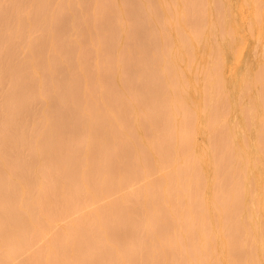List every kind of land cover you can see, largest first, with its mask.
<instances>
[{"label":"bare ground","instance_id":"obj_1","mask_svg":"<svg viewBox=\"0 0 264 264\" xmlns=\"http://www.w3.org/2000/svg\"><path fill=\"white\" fill-rule=\"evenodd\" d=\"M15 1L19 17L31 9L30 19L45 22L43 43L56 34L55 17L46 24L56 7L85 37L94 31L95 40H88L92 57L82 62L88 50L80 54L75 45L78 55L59 53L67 58L55 57L46 73L41 66L57 55V46L74 43L78 31L66 29L65 39L60 27L47 42L55 49L45 61L29 52L33 20L27 45L26 29L24 41L17 31L32 58L22 53L28 54L24 67L38 80L29 89L41 86L44 108L40 116L39 102L26 103L14 118V102L26 93L21 78L29 74L21 75L20 60L21 87L10 79L9 61L19 51L5 61L12 41L1 31L13 33L0 30V44L3 36L7 44L5 54L0 48V77L11 83L10 99L4 90L0 102L6 114L0 124V264L22 257L19 264H264V0L232 6L229 0H23L22 8L19 0H0V6L8 13ZM18 7L10 8L12 15ZM135 10L147 24L129 28L127 15ZM114 13L119 16L112 21ZM58 35L62 44L51 45ZM64 46L57 51L63 54ZM97 53L103 56L98 69L91 60ZM64 70L68 78L64 74L60 87L55 76ZM7 98L14 106L8 113ZM29 106L38 112L28 111L29 117L40 116L33 127L32 118L26 115L29 127L22 117Z\"/></svg>","mask_w":264,"mask_h":264},{"label":"rangeland","instance_id":"obj_2","mask_svg":"<svg viewBox=\"0 0 264 264\" xmlns=\"http://www.w3.org/2000/svg\"><path fill=\"white\" fill-rule=\"evenodd\" d=\"M237 1H239V0H236L235 2H234V0H233V4H230V3L232 2V0H231V1L229 0V5L232 6V5H234L235 3H237ZM15 2H16V1H15ZM18 2H19V4H20V7L22 8L21 5L24 4V1H23V0H19ZM12 3L15 4L14 2H12ZM16 3H17V2H16ZM91 3H92V2H91ZM91 3H90V5H91ZM13 4H11L12 6L10 5L12 8H16V5H17V7L19 6L18 3H17V4H15L14 7H13ZM6 5H7V4H6ZM87 5L89 6V3H88ZM7 6H8V5H7ZM10 6H8V13H9V10H11V12H10V14H8L7 11H6V10H7V7H6L5 5H4V7H3V5H2V7H3L4 11H5V14H4V18H2V16H1L2 14L0 15V22H1V23H0V25H1L0 27L3 26L2 28H0V30L3 29L4 26H5V28H6V27H10V28H11V31H12L13 35L9 37V35H7V34H8V33L10 34V32H9L8 30L5 31V29H3L6 33H7V32H8V33L6 34V33L3 32V30H2L1 33H2L3 35L7 36V37L3 36L2 39H3L4 42H5L6 39H4V37L7 38V39L9 38L10 40L8 39L7 42H8V41H10V42L12 41V42H11V43H12V44H11L12 46H13V44H16L15 46H17V44H18V47H16V48H18V49H15L14 46H13L14 48H13L12 46H8L9 49H10L11 51H10V50H7V53L5 54V52H4L3 50H4V47H5V46L7 47V44L5 43L6 45H5V44L3 45L4 42L2 43V45L0 44V46H2V47H0V48H2V51H3L4 54H5V61H6V59H7V61H9V59H10L9 57H11V55H12V57H13V60L15 59L14 56H16V55L18 56V57H16V60H15L14 62L11 61V59H10V61H9V64H12V65L14 64L13 66L15 67V69H14V67L11 66V67H12V70H13V69H14V70H17V69H18V66H17V65H19L18 62H19L20 60H22L21 63H22V62H23V63H22L21 66H23V68L19 65V67H20V68H19V71L22 73L21 75H23V71H24L25 78H26V76H28L29 71L31 70V69L29 70L28 68H31V66L29 65L30 67L27 68L28 70L25 69V67H24V65H25V64H24V60H25V58H26V56H27L28 54H26V56H24V54H23V57H21V56H22V53H25V51H26V53H29V52H30V53L32 54V57H34L33 55L36 54L35 57H37V56H41V58L43 59V61L47 60L48 58L50 59V57H51V50L53 51V49H55V46H54V45L56 44V46H57L58 43H60V45H61L63 39L61 40V39H60L61 35H58V37H59V39H60L61 41L56 39V42H57V41H59V42H57V43H56V42H55V43L53 42L51 45L54 44V45H53L54 47H52L51 45H50L51 47H49V45L47 46V42L49 41V43H50V40H52V38L54 39V37L56 36L58 30H60V27H61V29L63 30L62 33L65 32V34H66V35L63 36V34L60 33V34H62V37H65V39H67L66 36H68V33H69V35H73V34H72V31H75V32L78 31V33H79V35H81V37H83V38L85 37V32H84V33L82 32V34L80 33V31H79V26L77 27V26L74 25V24H72V25L70 24V21H72V20H71V18H69L68 14H67V16H65V19H64L63 16L65 15V11L61 12V11H59V10L57 9V7H56V10L59 11V12H61V16H60V13L57 12L56 10H55V11H56V14H57V15L54 13L55 11H54V12L52 11V12L50 13V14H51V19H49L48 22L46 23V24H48V23L50 22V20H51V22L54 21V19L56 20V22L54 21V22L51 24V25H53V24L55 25V26L53 25V26H54V29L57 28V29L55 30V33H56V34H55V36H53V34H51V31H50V30L53 29V28L51 27V25H49V26H47V27L45 26V27H46L45 29H47V33H48L49 35L51 34V37H52V38H51V37L48 38V41L43 43L44 38H45V40L47 39V38H46V37H47V34L42 32V29H43V28L41 27V26L44 27V23H45V22H43V21H34V19L31 18V19L33 20V22H32L31 19H30V16L33 17V14H32L33 11H31V9L28 10V11H24V12H23V16H24V18H23L22 15H21V17H19V12L21 11L19 7H18V10H17V11H18V16H17L16 14H14V13H17V11H16L15 9H13V12H14V13H13V15H12V9H10V8H11ZM88 6H87V8L90 9V6H89V7H88ZM91 6H92V5H91ZM5 7H6V8H5ZM0 9H2L1 6H0ZM3 9H2V10H3ZM16 9H17V8H16ZM14 10H15V11H14ZM135 11H136V10H135ZM28 12H30V14H29ZM129 12H130V14L127 15L128 19H130V20H129V23H128V20H127V25L129 24V25H128L129 28H131L132 26H134V27H132V28H135V27L137 28L138 26H141V25H145V24H147V21H146L147 18H144L143 20H141V19H137V18H138V16H137L138 11L133 12V13H132L131 11H129ZM129 12H128V13H129ZM0 13H1V10H0ZM20 13H21V12H20ZM66 13H67V12H66ZM88 13H89V11H88ZM21 14H22V13H21ZM52 14H53V15L55 14V15L53 16ZM89 14H90V13H89ZM134 14H135V16H136V19H135ZM14 15H16V16L14 17ZM115 15H116V16H119V15H117V14L114 13V14L110 17V18L112 19V21H113V19L115 20ZM130 15H132V16H130ZM7 16H8L9 19H10V17H11L13 20H9V19L7 18ZM12 16H13V17H12ZM49 16H50V15H49ZM49 16H48V17H49ZM52 16H53V17H52ZM54 17H55V18H54ZM61 17H62V18H61ZM1 18H2L3 20H2ZM14 18H16V19H14ZM19 18H20L21 20L24 19V20H27V21H24V20L21 21V20H20V22L18 23ZM52 18H54V19L52 20ZM57 18H58V19H57ZM59 18H60V20H59ZM116 18H117V17H116ZM69 19H70V21H69ZM133 19H134V22H133ZM8 20H9L10 22H9ZM16 20H17V21H16ZM57 20H58L59 22H60L61 20H62V21L65 20V21H64V23H63V22H60V24H59V22H58ZM66 20H67V21H66ZM7 21H8V22H7ZM136 21H137V22H136ZM140 21H141V22H140ZM12 22H14V24H15V28H16V29L13 28V27H14V24H13ZM16 22L18 23V25H20L21 23H25V22H26V23H27V22H28V23H31V22H32L34 28L32 27V23H31V24H30L31 26H29V25L27 26L26 24H24V26L19 27L18 30H17V26H18V25H17ZM51 22H50V23H51ZM65 22H66V24H65ZM67 22H68V23H67ZM130 22H132V23H130ZM144 22H145V23H144ZM28 23H27V24H28ZM34 23H35L36 25H35ZM50 23H49V24H50ZM56 23L59 24V27H57L58 24H56ZM113 24H114V22L112 23V25H113ZM37 25L41 27V28L39 27V30H40V31H38V28H37L38 26H37ZM63 25H64V26H63ZM65 25H66V26H65ZM67 25H68V26H67ZM73 25H74V26H73ZM110 25H111V23L109 24V26H110ZM115 25H116V22H115V24H114V27H115ZM20 26H21V25H20ZM26 26H27V27H26ZM72 26H73V27H72ZM83 26H84V25H83ZM28 27H32V32H33V30H34V35H32V37L29 36V37H31V39H33L32 41L34 42V38H35V37L37 38V40H36L37 43H36V41L34 42L35 48L33 47V42H32V43L30 42V44H28L29 40H27V38H29L28 35L31 34L30 31H28L29 29H26V28H28ZM48 27H49V31H48ZM50 27H51V28H50ZM76 27H77V28H76ZM114 27H112V28H114ZM36 28H37V29H36ZM68 28H69V31H70V32H68ZM80 28L82 29L83 27L81 26ZM84 28H85V26H84ZM112 28H110V29H112ZM13 29H14V30H13ZM24 29H26V30H25L26 35L28 34L27 32H29V34H28L27 37H26V42H27L26 45L28 44V46H31L30 50L33 48V50H31V51H29V52H28V50H29V49H28V46H26V47H27V50L24 51L21 47H23L22 45L25 44V43L22 42L23 44H21V42H19V41H20V38H19V37H20L21 35H23V36H21V39H22V37H23L22 41H24V36H25V33H24V31H23ZM66 29H67V32H68V33H66ZM81 29H80V30H81ZM19 30H20V31L22 30L20 36L18 35V33L15 34V33H16L17 31H19ZM13 31H14V32H13ZM56 31H57V32H56ZM60 31H61V30H60ZM81 31H82V30H81ZM83 31H84V30H83ZM98 31H99V30H97L96 32H98ZM39 32H41V36H42V37H43V35H45V34H46V36L42 38V37L40 36V33H39ZM44 32H45V30H44ZM92 32H93V34H94V31H92ZM92 32H91V34H92ZM100 32H101V30H100ZM1 33H0V34H1ZM22 33H23V34H22ZM52 33H54V32H52ZM73 33H74V32H73ZM78 33L74 34V36H76V38H77V37L79 38V39H77V40L80 42V45H79V44H75V43L78 42V41L76 42V38H75V40H74V38H73L74 43L71 42V45H70L69 41L67 40L65 43H63V45L65 44L64 47H66V48H65L64 51H66V52H64V51L62 50V51H63V54H61V52H60L61 50L59 49V47L61 48L63 45H61V46H59V47L57 46L58 48L56 47V50H55V51L57 52V55H56V56L54 55V57H53V54H52L53 59L51 58V60H49V62H50V61H53L54 58L57 57L59 53H60L59 55H67L68 53L71 55V51H73L74 54L76 55V54H77L76 52H77L78 50H76L75 47H76V48L79 47L80 49L82 48L81 50H79L80 54H82V53H86V51H87V50L89 49V47H90V41H88V40H90L91 38H95V37H93L90 33H88L90 36H89V35L87 36V34H86L85 39L82 38L83 41L81 42V37L78 35ZM86 33H87V32H86ZM58 34H59V33H58ZM15 35H16V36L18 35V37H17V38H19L18 40H17V38H16ZM33 36H34V37H33ZM94 36H97V34H95ZM101 36H102V33H101ZM0 37H1V36H0ZM48 37H49V36H48ZM58 37H57V38H58ZM69 37H70V36H69ZM69 37H68V38H69ZM72 37H73V36H71L70 38L72 39ZM90 37H91V38H90ZM98 37H100L99 34H98ZM36 38H35V39H36ZM96 38H97V37H96ZM65 39H64V41H65ZM69 40H70V39H69ZM94 40H95V39H94ZM94 40H93V41H94ZM13 41H14V42H13ZM30 41H31V40H30ZM54 41H55V39H54ZM93 41H92V39H91V43H93ZM1 42H2V40H1ZM38 42H39V43H38ZM51 42H52V41H51ZM8 43H9V42H8ZM41 43H42V45H41ZM82 43H83V44H82ZM9 44H10V43H9ZM36 44H37V45H36ZM39 44H40V47H38ZM43 45H45V46H43ZM58 45H59V44H58ZM72 45H73V47H72ZM75 45H76V46H75ZM83 45H84V46H83ZM91 45H92V44H91ZM42 46L45 47V48H46V46H47V48H46L47 50H46V51H48V47L51 48V49H50L48 52H46V51H45V48H44V50H43V49H42V50L40 49V48H42ZM74 46H75V47H74ZM26 47H24V49H26ZM36 47H37V50H36ZM64 47H63V48H64ZM68 47H69V48H68ZM83 47L86 48V51H85V52L83 51V50H84ZM87 47H88V49H87ZM12 48H13V49H12ZM248 48H249V50H250V53H252V52H253V48H254V45H253L252 41H249ZM14 49H15V51H14ZM57 49L60 50V51H57ZM77 49H78V48H77ZM90 49H91V47H90ZM90 49H89V50H90ZM12 50H13V51H12ZM16 50L19 51V52H18L16 55H15V54L13 55L12 53H13V52L16 53V52H17ZM39 50H40V52H38ZM75 50H76V51H75ZM89 50L87 51V53H86V55H85V56H87V57H85V56L83 55L84 57L81 58L82 62L84 61L85 58H86V59H87V58L89 59L88 56L92 57V56H91L92 54L89 55V54H90V51H89ZM0 51H1V49H0ZM2 51H1V53H3ZM43 51H44V52H43ZM68 51H70V52H68ZM79 52H78V54H79ZM8 53H9V55H8ZM30 53H29V57H28L29 61H30V58H31ZM38 53H39L40 55H39ZM46 53H47V55H46ZM53 53L55 54V52H53ZM64 53H65V54H64ZM66 53H67V54H66ZM10 54H11V55H10ZM43 54H44V56H43ZM48 54H49V55H48ZM72 54H73V53H72ZM74 54H73V55H74ZM78 54H77V55H78ZM87 54H88V55H87ZM97 54H98V53H97ZM101 54H102V53H100V54H98V55L100 56ZM98 55H97V56H98ZM0 56H1V57H0V60H1L2 55L0 54ZM6 56H7V57H6ZM42 56H43V57H42ZM46 56H47V57L50 56V57L47 58ZM97 56H96V58H95V57H94V58H91V60H92V63H95V60H93V59H96V64H97V69H98V65H99L101 62H103V60L101 59L103 56H100V57H99V56L97 57ZM60 57H62V56H58V58H55V60H56V59H59ZM70 57H73V56H70ZM80 57H81V56H80ZM8 58H9V59H8ZM62 58H67V56H63ZM83 58H84V59H83ZM97 58L101 59L102 61H101L100 63H99V62L97 63V61H99V59H97ZM28 59L26 58V60H28ZM44 59H45V60H44ZM3 60H4V59H3ZM26 60H25V62H26V64H27V61H26ZM31 60H32V58H31ZM29 61H28V62H29ZM88 61H89V60H88ZM10 62H11V63H10ZM12 62H13V63H12ZM15 62H16V63H15ZM1 63H2V61H1ZM21 63H20V64H21ZM51 63H52V62H50L49 64H48V63H47V64L44 63V64L41 66V67H43V68H42V69H43V72L49 73V72L53 71L52 66L50 67ZM85 63H86V64H85ZM9 64H8V62H7V65H9ZM28 64H29V63H28ZM28 64H27V65H28ZM83 64H84V65H83L84 67H89V65H87V61H86V60H85V62H84ZM4 65H5V64H4V61H3V67H4ZM46 65H48V66L50 67V69H47ZM86 65H87V66H86ZM9 67H10V65H9ZM9 67H8V70H9L10 79L12 80V82H13V81L15 82V81L17 80L16 77H18V76H19L20 78L22 77L20 74L17 75V74H18V70H17V73L14 74L15 72H13L12 70L10 71L11 68H9ZM16 67H17V69H16ZM64 67H65V65L63 66V68H64ZM91 67H92V65L90 66V68H91ZM95 67H96V65H95ZM6 68H7V66H6ZM90 68H89V71L92 72L91 70H93L94 67H92L91 70H90ZM3 69H5V67H4ZM21 69H23V70H21ZM42 69H40V67H39V70H41V71H37V72H42ZM44 69H45V71H44ZM25 70L28 71V74H27V72H25ZM65 70H66V68H65ZM65 70L63 71V74L61 73V75H59V77H58V74H56V76H55V80H56V81H57V80H58V82H59V81H62V82H61V85H60V83H59L60 87H63V86H64L63 82L65 83V81H66L67 78H68V76H67L68 72H65ZM86 70L88 71V68H86ZM31 71H32L31 73H33V70H31ZM94 71H95V70H94ZM94 71H93V72H94ZM12 72H13V73H12ZM61 72H62V71H61ZM66 73H67V74H66ZM64 74H65V77H67L66 80H65ZM0 75H1V77L3 78V76H2L1 73H0ZM13 75H14V76H13ZM30 75H31V74H29V76H30ZM62 75H63V77H61ZM29 76H28V78H26V79H24V78L22 79V78H21L22 84H24V86H25V88H24V89L22 88V89L24 90V92L26 91V93H23V92H22V94H20V95L17 96V97H19V100H18V101L20 102V104L17 103V102H16V103L14 102V105H15V107H16L15 109H17V114H16V113L13 114V117H14V115H18V116L20 115V116H21V113H23L22 108H23V107L25 108V106H27L26 103H28V104H30V105H36V104H35V100H36V102H39V103H40V104H39L40 106H39V105H36V108H37L38 111L40 112L39 115L41 116V113H42V110H43V108H44V105H43V103H42V105H41V99L39 98L40 95H39L38 92H37V90H39V89L41 88V86H39V89H38V86H37V85H39V84H37V85H36L37 88L34 87V86H31V89H29V87H30L29 84H30V85L32 84L31 82H33V83H34L33 85H35V84L37 83V81H38V80H36L34 77H32V75H31V77H32L31 79L29 78ZM1 77H0V86H1V85H2V86L0 87V89H2L3 92H1L0 98H1V97H2V98L4 97V101H5V100H6V96H4V95H6V94H7V96H8L9 99H10V96H9V95H11V94L9 93V89H10L9 84H11V83L8 84V81H7V79H6L7 77L5 78V76H4V78L6 79V81H5V79H1ZM12 77H13V78L15 77V80L12 79ZM19 77H18V78H19ZM23 77H24V76H23ZM20 78H19V80H20ZM27 79H28L29 81H28ZM26 80H27L28 85H27V83H26ZM32 80H33V81H32ZM3 81L6 82V85H5V86L3 85ZM5 82H4V84H5ZM15 84H18V85L21 87V85H20L21 82H19L18 80H17V82H15ZM15 84H14V86H16ZM19 86H18V88H20ZM22 86H23V85H22ZM16 87H17V86H16ZM34 88H35V89H34ZM44 88H45V87H44ZM44 88H43V89H44ZM25 89H26V90H25ZM33 89H34V90H33ZM4 90L6 91V94L4 93ZM29 90H30V91L32 90V91H31L32 93H31ZM45 90H46V89H45ZM34 92H35V93H34ZM2 93H3V94H2ZM33 93H34V94H33ZM31 94L33 95V99H32V97H31V96H32ZM36 94L38 95V97L35 96ZM2 95H3V96H2ZM23 95H24V96H23ZM30 95H31V96H30ZM28 96H29L30 99L28 98ZM23 97H25L26 99L24 100ZM2 98L0 99V102H1V100L3 101ZM34 98H35V99H34ZM38 98H39V100H37ZM139 98L142 99L143 97H139ZM22 99H23V106H22ZM130 99H132V98H130ZM11 100H12V97H11ZM4 101H3V102H4ZM24 101H25V103H24ZM1 103H2V102H1ZM1 103H0V104H1ZM5 103H6V102H5ZM7 103H10V100H8V98H7ZM12 103H13V102H12ZM12 103H10V105L8 104L9 109L6 110V113H8V111L10 112V109L14 108V106H13ZM24 105H25V106H24ZM17 106L21 109V112L18 111L19 109L17 108ZM6 107H7V105H6ZM33 107H34V106H33ZM0 108H1L0 110L3 112V113H2V116H3V114H5L3 105H2V107H0ZM27 108H28V106H27ZM36 108H33L32 110L34 111V109H36ZM39 109H40V110H39ZM32 110H31V107H30V106H29V109H24L25 112H28V111L32 112ZM19 112H20V114H18ZM30 112H28L27 114L24 113V114L22 115V117H24V116L26 117L25 119H27L28 122H30V120H28V118H27L26 115H28V117H29V113H30ZM36 112H37V111H36ZM10 114H11V113H10ZM5 115H6V114H5ZM5 115L3 116V118L5 117ZM8 115H9V114H8ZM8 115H7V116H8ZM11 115H12V114H11ZM31 115H32V113H31ZM35 115H38V112H37V114H35V111H34V115H32V116H35ZM2 116H1V117H2ZM7 116H6V117H7ZM40 116H39V117H40ZM1 117H0V120H1ZM15 117H16V116H15ZM15 117H14V118H15ZM39 117H37V118H36V117H33V118H32V117H29L30 119L32 118V120H31V121H32V127H33V124L36 125V122H37V120L39 119ZM8 118H9V117H8ZM34 118H35V120H33ZM5 119H6V118H4V122H0V124H4V123H5ZM27 121H26V124L28 123ZM6 122H7V120H6ZM34 122H35V123H34ZM15 124H16V123H13V124H11V126H12V125H13V126H16L17 124H16V125H15ZM4 125H5V124H4ZM29 125H31V122H30V124H27V126H29ZM13 126H12V127H13ZM24 126H25V127L23 128V131H25L24 129L27 127L26 125H24ZM0 127H2V125H1ZM5 127H6V126H5ZM17 127H18V125H17ZM17 127H16V128H17ZM29 127H30V126H29ZM27 129H29V128L27 127ZM27 129H26V131L24 132L25 134H27ZM0 149H4V148H0ZM1 151H2V150H0V153H2ZM12 152H13V150H12L10 153H12ZM13 154H15V152H14ZM131 154H132V153H130V155H129V160H130V159L133 160V158H131V156L134 157V153H133L132 155H131ZM4 155H6V154H4ZM4 155H2V157H3ZM21 155H23V154H21ZM7 156H8V154L6 155V157H7ZM11 156H12V155H11ZM9 158H10V155H9ZM9 158H8V159H9ZM12 158H13V156H12ZM5 159H6V158H5ZM141 170H142V169H140V171H141ZM138 174H139V171H138ZM141 175H142V171H141ZM141 175H140V176H141ZM154 178H155V177H151V178H148V179L146 178V180H143L141 183H143V182L146 183V182H148V181H150V180H152V179H154ZM141 183H139V184H141ZM144 183H143V184H144ZM34 189H35V188H34ZM115 198H117V195H114L113 197H111V198H109V199H107V200H104L103 202L99 203V204L96 205L95 207H98V206H101V205H105V204H107L108 202L112 201V200L115 199ZM86 210H87V209H86ZM23 258H24V257L15 260V262H13V264H19V263L22 261Z\"/></svg>","mask_w":264,"mask_h":264}]
</instances>
